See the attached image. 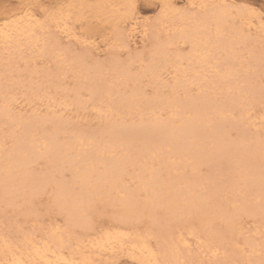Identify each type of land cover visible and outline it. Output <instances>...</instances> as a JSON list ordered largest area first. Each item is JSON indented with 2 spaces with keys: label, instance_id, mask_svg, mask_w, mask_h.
I'll return each mask as SVG.
<instances>
[{
  "label": "bare ground",
  "instance_id": "1",
  "mask_svg": "<svg viewBox=\"0 0 264 264\" xmlns=\"http://www.w3.org/2000/svg\"><path fill=\"white\" fill-rule=\"evenodd\" d=\"M124 2L126 13L115 14L116 20L131 18L133 23L127 36L120 33L118 40L130 47L129 38L143 43L150 29L134 17L133 0ZM189 2L198 12L161 21V27L171 33L152 43L149 65L142 73L132 75L129 70L132 62L145 61L142 54L133 55L125 66L117 63L112 70L118 74L116 80L107 82L102 78L104 64L97 63L92 76L80 66L79 79L87 77L90 84L75 91L74 105L85 108V90L93 111L122 118L109 121L98 134L67 133L59 118L17 117L16 96L0 93V121L22 128L21 136L11 135V154L0 158V199L11 203L28 188L34 195L52 182L53 205L67 221L66 228L53 226L42 241L28 233L17 245L0 233V264H95V257L117 251L125 252L135 264H204L205 258L209 264H264L260 256L264 252V137L252 131L257 120L264 119L263 114L257 116L264 107V48L249 47L250 32H264V24L248 19L250 11L236 9L231 0ZM170 9L163 4L164 18L173 12ZM41 19L27 12L8 13L0 25V67L3 53L10 58L9 67L15 57L30 63L35 53L63 63L58 37L50 33L52 25L67 39L80 38L67 19ZM47 32L49 36L43 38ZM186 44L191 47L189 55H170L171 47ZM23 49L29 56L21 54ZM170 69L176 79L168 98H150L131 89L128 94L121 92L118 103L97 105L102 98L119 95L115 88L120 84L126 88L143 77L159 87L163 73ZM56 105L69 106L61 101ZM130 115H136V120H127ZM47 125L49 132L36 139L35 131ZM43 160L45 172L34 175L30 167ZM202 167L208 169L206 174ZM63 171L74 175L72 183L56 180ZM96 202L114 207L120 225L93 237L88 235L93 227L87 211ZM145 214L152 224L143 234L133 221ZM243 217L259 222L262 229L251 235L243 227ZM192 219L198 220L197 227ZM76 228L84 231L82 236L75 234ZM189 237L197 242L195 252Z\"/></svg>",
  "mask_w": 264,
  "mask_h": 264
},
{
  "label": "rangeland",
  "instance_id": "2",
  "mask_svg": "<svg viewBox=\"0 0 264 264\" xmlns=\"http://www.w3.org/2000/svg\"><path fill=\"white\" fill-rule=\"evenodd\" d=\"M231 1L234 3V6H236V9L246 7L250 11L248 19H251L255 23L261 21L264 24V0ZM133 2L135 6L133 12L134 17H138L142 24L147 23L149 25L150 33L148 40L143 43L140 42L139 38H136L135 40L129 38L128 42L130 47H125L123 42L118 40V35L123 33L127 36V30L131 27L133 19L129 18L127 20L117 21V15H115L126 13V4L124 0H0V25H2L3 20L8 17V13L11 11H14V13L27 12L37 15L40 19L42 18L41 20L50 17L67 19L72 32L77 35L78 39L80 38V41L75 38L67 39L64 35L55 33L56 30L52 25L50 33H54V35L58 37L57 40L60 43L61 51L58 52L57 50V52L63 63H61L59 59L57 62L54 58L52 59L46 56L39 57V55L35 53V57L30 63L25 64L24 61L21 62V60L15 57L14 60L12 59L11 62H9L12 64H10L9 67V65L7 66V60L10 59L8 54H2V66L0 67V93H6L10 97L16 96L18 102L16 103L14 115L17 117H23L26 120H34L35 118H59L65 124L67 133L75 131L85 135H89V133H100L109 121L116 120V122H121L122 118L119 115L114 114L112 117L106 118L105 115L98 114L96 110L93 111V102H91L90 97H88L89 94L85 90V92L83 91V100L87 102L85 108H79L74 105L75 91L79 90V87L86 88L88 84H90L87 77L79 79L78 73L79 68H81L80 66H83L84 69L86 68L87 72L90 70L89 73L92 76L93 67H95L97 63L104 64V70L102 71L104 76L102 75V78L104 80L103 82H107L115 79L116 75H118L116 71H112L117 63V66H125L131 61L133 55L142 54L145 61L132 62V66L130 65L129 67V70L131 71L130 74L138 75L149 65V56L154 49L152 43L156 39L164 38L168 33H171L165 30L164 27H161V21L198 12L197 6H192L189 0H133ZM164 3L169 4L171 8L170 10L173 11L170 15L165 16V18L162 13ZM238 24L239 22H237V25ZM119 30H121V32ZM250 33L253 40L249 43V47L255 51L263 49L264 32H261L260 30H252ZM41 36L46 38L49 34L47 32ZM190 51V45L186 44L171 47L169 53L172 56L177 54L187 56L190 54ZM21 54L24 56L28 54L29 56L30 52L23 49ZM183 66L188 67V64L184 62ZM8 67L10 71H8ZM59 67H61V71H59ZM18 68L22 69L18 70ZM168 72L163 73L162 85L159 87H156L158 85L153 84L150 78L143 77V79L141 78V80L139 79V81L135 83L129 82L126 88L124 86L122 87L120 84L119 88H115L116 92H119V95L114 94L109 100L107 97L102 98L101 102L96 104L105 108L108 103H118V98L121 95V92L126 91L128 94L132 92L131 89H133V91L140 90V92H144L150 98H155L159 95L163 98H168L171 91L170 86L176 79V76L171 69ZM164 84L166 87L163 86ZM62 88L64 91H62ZM196 93L197 89L193 87L192 94L195 95ZM57 101L69 104V106L67 108L64 106H57ZM0 102L1 107L3 104L2 97H0ZM262 114L264 118V107L257 110V116ZM127 120H136V115L128 116ZM261 121L257 120V124L252 128V131H257L262 137H264V119ZM15 126L16 125L14 124L0 121V148L3 151V153L0 152V158L3 156L7 158L14 148L11 135L15 134L21 136L22 134V130H20L22 128ZM50 129L51 127L47 125L43 129L39 128L36 130V139H41V136L44 133L49 132ZM107 139V136L103 137V141H107ZM30 168L34 175L40 173L43 174L46 169V161H39V163L32 165ZM201 172L206 174L208 169L202 167ZM56 178L57 181H63L68 184L74 181V175L69 171H63L60 175H56ZM127 181H129V185L135 186L129 179H127ZM42 186L43 187H40L38 193L34 195L31 193V189L28 188V190H25L23 197L15 198L11 203H7L5 200L2 201L0 199V233L3 234L9 242L19 245L23 240L24 235L27 236L28 233V235H35L33 237L36 241H42L46 238L45 236L47 232L50 231L53 226H58L60 229L66 228L67 221L65 215L56 210L52 201L56 191L55 183L51 182ZM88 212H90L88 219L93 227L90 234L88 233L90 236L96 237L107 228L120 225L119 221H117L119 215L117 214V210L108 204L96 202L87 213ZM242 219L243 227L251 235L254 234L253 231L262 229V225L259 222L249 217H243ZM191 222L197 227L198 220L192 219ZM133 224L135 225V229L137 228L140 233L144 234L149 231L152 220L148 214H145L139 219L134 220ZM175 224L176 222H174V225ZM179 224L180 222H178L177 225ZM83 233L84 231L82 229L76 228V235L79 234L78 236L80 237ZM189 241L193 252L197 251L198 245L195 239L189 237ZM152 244H156L155 240H152ZM85 251L90 254L88 249H85ZM260 256L264 257V252L260 253ZM95 261V264H135V262L126 256L125 252L123 253L121 251H117L109 256H102L101 258L95 257ZM203 262L204 264H209L208 258L203 259ZM256 263L257 262H254L253 264Z\"/></svg>",
  "mask_w": 264,
  "mask_h": 264
}]
</instances>
